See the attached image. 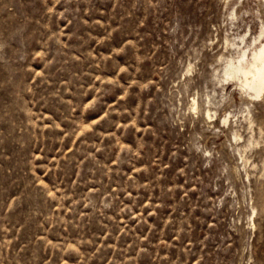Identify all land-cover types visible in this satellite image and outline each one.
Returning <instances> with one entry per match:
<instances>
[{"label":"rangeland","instance_id":"374dc122","mask_svg":"<svg viewBox=\"0 0 264 264\" xmlns=\"http://www.w3.org/2000/svg\"><path fill=\"white\" fill-rule=\"evenodd\" d=\"M262 32L264 0H0V264H264V94L224 74Z\"/></svg>","mask_w":264,"mask_h":264},{"label":"bare ground","instance_id":"6f19581e","mask_svg":"<svg viewBox=\"0 0 264 264\" xmlns=\"http://www.w3.org/2000/svg\"><path fill=\"white\" fill-rule=\"evenodd\" d=\"M260 38L262 40L259 42V45L254 44L255 46L250 51L249 44L240 48L238 56L234 59H229L224 68L225 76L236 80L242 89H245L246 92L249 91L254 97H259L264 94L263 32L259 33L258 37L254 39V42L260 40ZM237 47L239 48V46Z\"/></svg>","mask_w":264,"mask_h":264}]
</instances>
